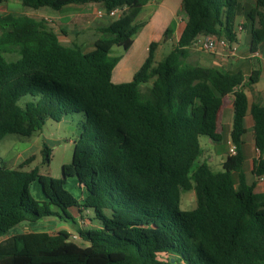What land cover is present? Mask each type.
I'll return each instance as SVG.
<instances>
[{
  "label": "trees",
  "instance_id": "trees-1",
  "mask_svg": "<svg viewBox=\"0 0 264 264\" xmlns=\"http://www.w3.org/2000/svg\"><path fill=\"white\" fill-rule=\"evenodd\" d=\"M8 0H0V4ZM150 0H21L22 5L58 10L69 4L99 3L107 13L92 48L63 44L42 18L0 13V140L7 134L31 136L47 118L60 121L81 113L71 161L53 178L37 166L23 170L0 158V264H264V105L253 103V143L257 157L244 170L247 131L245 85L257 81L241 71L190 62L199 36L237 41L238 0H181L184 27L171 50L155 62L158 40L132 78L113 82V68L144 25L136 18ZM254 53L264 39V0L247 12ZM173 18L163 31L167 40ZM150 81L149 86H142ZM232 97L229 141L220 170L200 161V136L221 141L218 113ZM50 148L42 143L46 160ZM75 177L85 190L80 201L64 185ZM38 181L43 200L29 194ZM194 190L195 207L180 208L181 191ZM90 210L96 226H77L71 210ZM45 216L71 221L84 244L59 229L7 235L21 222Z\"/></svg>",
  "mask_w": 264,
  "mask_h": 264
},
{
  "label": "rangeland",
  "instance_id": "rangeland-1",
  "mask_svg": "<svg viewBox=\"0 0 264 264\" xmlns=\"http://www.w3.org/2000/svg\"><path fill=\"white\" fill-rule=\"evenodd\" d=\"M5 3L6 5L4 4L0 6V12L3 8H5L2 10L3 12H7V10L9 9L11 12L18 14L25 13L31 15L33 13L31 11L27 12L25 10L26 8L19 0H8ZM6 6H8L9 8L7 7L8 9H6ZM77 7L78 4L65 5L59 12L65 13L67 11L74 10ZM45 9H47L51 14L59 13L57 10H54L50 7H45ZM73 21L74 22L61 21L59 28L62 30L60 31V29L57 28V32L60 35L63 43L71 44L75 42L85 50L92 48L93 40L98 37L100 33L98 31L89 29L81 31V29H79V26L82 25L81 22L74 25L77 20L74 19ZM94 21V24L100 26L108 22V17H106V15H103L102 17L95 16ZM63 30H65V33L63 32ZM67 30H69V33H67ZM72 30H76V32ZM153 39V37H150L145 31L140 29L135 34L133 38L134 43L128 50H123L120 46L117 45L112 46L111 54L121 55V58L118 61L117 65H126L127 67V71L125 70V73L127 72V77L115 82H126L132 78L133 72L137 70L139 64L143 62V59L147 55L148 43ZM158 41L159 45L157 46L154 54L155 62L162 59L165 54H167L171 50L173 44L175 43V39L171 37L167 40H163V38H161ZM247 43V33L241 32L240 39L237 45L238 50H246L247 52ZM194 48L195 49L191 50L190 56L188 57V60L190 62H205L211 60V64L213 65L224 67L227 66L229 68V65L224 59H217V57H215V50L203 51V53L205 54L201 55V50L196 46ZM149 85L150 81L146 84H143L142 86ZM228 99L229 98L226 97L225 101H227ZM80 120H82V114L75 112L63 117L60 121H55L47 118L43 126L31 136L7 134L0 140V158L6 164L16 167L25 158L31 157L29 162L23 165V170H30L33 167L37 166L41 174L53 178H59L62 175V164L71 161L73 153V142L78 138L80 133ZM243 140V152L245 155L244 170L250 177L249 170L251 167V163L253 159L257 157L258 153L254 146L253 136L251 132L246 133L243 137ZM43 142L46 143V145L50 148L48 160L44 158L41 152ZM217 149L221 154H227L228 143L225 144L222 141L218 142ZM222 156L220 157L222 158ZM218 169L221 168H215V170ZM64 187L77 199H83V190L78 185L77 179L75 177H68ZM29 194L33 199L37 201L43 200V194L37 180L33 181L29 185ZM194 207V190L191 189L188 191H181L180 208L182 210H190ZM77 221V226L81 228L98 225V222L93 219V213L90 210H84L81 213V217H78ZM57 224L62 225L63 228H68L73 231L70 237L73 241L79 244H84L78 237L75 225H73L71 221L59 220L55 216H45L32 222H21L9 229L7 235H12L28 230L24 228V225L29 226V228L34 231L48 232L49 230H51L50 232H54L56 231L55 229L57 227Z\"/></svg>",
  "mask_w": 264,
  "mask_h": 264
},
{
  "label": "crops",
  "instance_id": "crops-1",
  "mask_svg": "<svg viewBox=\"0 0 264 264\" xmlns=\"http://www.w3.org/2000/svg\"><path fill=\"white\" fill-rule=\"evenodd\" d=\"M19 1L21 2V0ZM180 3L181 0H150L142 7L140 13L136 18L137 21L144 22V25L141 27V30L145 31L150 37H153L154 38L153 40H159L162 38L165 27L174 18L176 20V28L173 34L171 35V38H174L176 41L177 37L179 36L180 32L184 27V19H185L183 14L180 13V9H181ZM4 4L6 5V3H2L0 4V6ZM254 5H255V0H238V10L235 19V31L237 33V41L232 44H229L227 47L218 46L215 49V51L213 50L217 54V55L215 54V57H217V59L219 58L224 59L226 63L229 65V68L230 67L231 68L229 69L227 66L225 67L219 66V67H222L230 71H241L245 75V77L250 75L253 69H255L258 73L257 81L249 85L247 84L244 87V91L247 97V110L244 118L245 127L247 129L246 133L248 132L252 133V117L250 113L251 105L253 103H260L264 105V39L258 45L257 51L251 53L249 51V45H250L249 26L247 27L243 26L244 23H248L249 25V21L247 20V12ZM7 7L8 6H6V9L9 8ZM24 7L26 8L25 10L27 12L28 11L33 12L30 16L37 19L40 18L44 19L46 21V24L57 34L58 39L61 43H63V41L61 40L60 35L57 32V28H59L61 21L74 22L73 20L75 19L77 21L74 23V25L81 22L82 25L79 26V29H81V31L88 29L93 31H98L99 25L97 26L96 24H94L95 22L94 18L95 16H97V11L103 9L99 3H94V2L78 4L77 8H75L74 10L67 11L65 13L59 12L63 8L62 7L57 10L59 12L57 14H51L47 9H45V7H41L38 9H34L27 6ZM2 10L0 13H5ZM7 12H11V11L8 9ZM239 25L241 27L240 29H238ZM61 30L62 29H60V31ZM63 32L65 33V30H63ZM74 32H76V30ZM241 32L247 33L248 36L247 52L246 50H238L237 45L240 39ZM67 33H69V30H67ZM202 38L203 36H199V38H197V41L201 40ZM196 42L191 46L190 51L194 50L195 49L194 47L196 46L198 49L201 50L202 52L201 55L205 54L203 53V51H207V50L201 48V46ZM198 63L208 66H216L211 64V60L205 62H198ZM114 68L111 75V79L113 82L122 80L125 77H127L126 75L127 72L125 73V70L127 71L126 65L120 66L116 64ZM227 98H229L227 101H225L224 99L223 106L221 107L218 113V119H217V132L221 135V141L224 142L225 144H227L229 141L228 134L231 128V121H232V97L229 95L227 96ZM199 141L202 147V154L200 156V161L206 162L213 170H215V168H221L222 161L226 154L224 153L223 155L218 151L217 149L218 142H215L205 136H200ZM220 156H222V158ZM80 188L83 190V198H84L85 190L82 186H80ZM255 191L264 192V177L263 179L256 178ZM71 212L73 216H75L76 221L78 217H81V213L77 212L76 209L71 210ZM24 228L28 230H25L23 232L34 231L31 230L29 226L26 225H24ZM59 229H66L70 233L73 232L68 228H63L62 225L57 224L55 230L57 231ZM50 231L51 230H49L48 232L49 233L56 232V231L54 232H50Z\"/></svg>",
  "mask_w": 264,
  "mask_h": 264
},
{
  "label": "built area",
  "instance_id": "built-area-1",
  "mask_svg": "<svg viewBox=\"0 0 264 264\" xmlns=\"http://www.w3.org/2000/svg\"><path fill=\"white\" fill-rule=\"evenodd\" d=\"M121 9L119 7H115L111 9L109 12H105L103 9L97 11V16H116L120 13ZM240 25L238 26V29H240ZM201 48L207 50V51H213L215 50L218 46L221 47H227L229 45L228 41L221 36H217L215 34H206L203 36V38L199 41H197ZM228 153L229 154H234L235 153V145L231 142L228 141ZM264 176H260L259 179H263Z\"/></svg>",
  "mask_w": 264,
  "mask_h": 264
}]
</instances>
